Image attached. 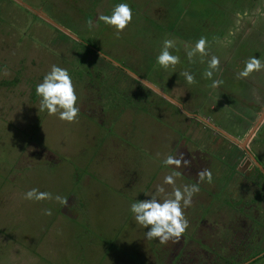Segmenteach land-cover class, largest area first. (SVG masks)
Here are the masks:
<instances>
[{
    "label": "rangeland",
    "instance_id": "374dc122",
    "mask_svg": "<svg viewBox=\"0 0 264 264\" xmlns=\"http://www.w3.org/2000/svg\"><path fill=\"white\" fill-rule=\"evenodd\" d=\"M19 1L67 34L14 0H0V264H166L177 249L192 254L198 250L202 262L195 244L215 232L203 231L209 229L204 221L199 224L201 191L185 209V233L167 244L145 238L148 229L136 223L130 206L151 197L163 201L174 188L196 183L209 149L226 147L235 154V172L251 170L247 158L242 154L236 164L239 148L195 118H183L177 106L152 89L146 91L147 102H139L143 110L126 106L118 98L123 77L106 70L92 53H100L130 78L144 79L181 104L186 114H195L241 143L264 107V71L262 78L260 72L245 79L236 76L257 49L254 56L264 61V0H242L235 8L228 0ZM119 3L130 5L133 19L117 37L113 27L97 18L111 15ZM201 37L207 40L209 56L197 53L189 62L186 45L194 47ZM166 39L174 41L170 51L181 60L174 68L156 63ZM211 55L221 62L214 75L222 81L218 88H211L212 81L203 75ZM52 65L67 69L72 77L80 109L72 123L60 120L58 113L40 111L35 88ZM185 70L196 83L186 82L181 75ZM261 124L245 148L256 149L264 160V118ZM180 153L190 162L188 167L165 166L167 156ZM174 173H179L175 184H164V177ZM248 176L258 181L252 201L261 203L264 182L257 171ZM159 186L165 191H157ZM32 188L51 193L53 199H25ZM56 196L66 198L67 204ZM45 209L51 215H45ZM232 237L236 241L226 246L229 251L249 241L237 239L236 233ZM212 259H204L205 264H226ZM250 259L238 253L230 262ZM260 260L264 264V258ZM183 263L196 264L190 257H177L171 264Z\"/></svg>",
    "mask_w": 264,
    "mask_h": 264
},
{
    "label": "clouds",
    "instance_id": "9594fccd",
    "mask_svg": "<svg viewBox=\"0 0 264 264\" xmlns=\"http://www.w3.org/2000/svg\"><path fill=\"white\" fill-rule=\"evenodd\" d=\"M132 8L127 3H119L112 9L111 15L101 14L97 20L105 25L115 29L117 37L132 22ZM88 26L93 27V21L89 20ZM190 50L186 52L189 62H193V57L198 53L202 57L209 56L207 40L201 37L195 42L194 47L186 45ZM175 43L172 39L163 41L160 54L156 57V63L162 68L175 67L181 60L178 55L173 54L172 49ZM220 59L216 55H211L207 62V70L204 77L211 80V88H218L222 83L221 80L215 79V73L219 72ZM243 68L238 69L236 76L238 79L248 78L254 72L264 71V61L255 56H250L243 61ZM188 84L196 83L195 76L185 70L181 73ZM36 95L40 97V111L47 112L48 115L59 114V119L72 123L76 121L80 109L77 106L78 97L75 91L73 80L68 70L57 65H52L48 73L42 79V82L36 85ZM165 166H175V168L188 167L189 161L184 159L183 153L179 155H169L163 161ZM179 173L170 174L164 177V184L174 185L175 176ZM197 182L191 185L176 187L169 194V198L163 201L151 197L150 199L138 200L131 204L130 211L134 214L136 223L143 228H147L145 232L146 239H158L160 244H167L170 240L178 241L185 233L189 226L188 219L185 216V209L192 206L193 197L200 191L199 184L207 181L212 183L213 174L207 167L202 168L196 173ZM157 191L164 192L163 186H159ZM27 200L44 201L53 199L49 192H41L36 188H32L24 194ZM55 199L62 205L67 204V199L56 196ZM45 215H51V210L45 209Z\"/></svg>",
    "mask_w": 264,
    "mask_h": 264
},
{
    "label": "trees",
    "instance_id": "16d2710c",
    "mask_svg": "<svg viewBox=\"0 0 264 264\" xmlns=\"http://www.w3.org/2000/svg\"><path fill=\"white\" fill-rule=\"evenodd\" d=\"M221 1L222 0H217L219 4ZM228 1H230L229 4L235 8L242 0ZM63 37L67 38L64 35ZM86 51L90 52L91 49L86 48ZM95 53H92V55L97 58L99 62L104 64L105 68H107L106 70L109 68L116 70L117 75L123 77L124 89L121 91L120 97H118L122 103L131 109L143 110L144 106L142 105L140 107L139 105L141 104H139V102L142 100L147 102L145 100L148 98V93L146 91L150 92V90L126 75L120 67L113 66L103 57L96 56L97 53ZM95 63L98 62L95 61ZM92 66L94 67V64ZM145 105H149V103H146ZM241 125L243 126L242 122L238 125L239 129L242 128ZM208 153L212 154L209 155L210 161H208L207 167L213 174V180L212 183L205 181L199 184L203 202L200 203L201 207L197 208L196 214L204 217L203 220L199 221V224L204 221V223H206V225L203 223L204 228H206L207 225L209 227V229H203V231L209 232L212 230L215 232V235H210L205 238L203 243L201 242L203 245L196 243L194 249L201 250L200 252H202L204 259L207 258V260H209L213 258L212 260H215L221 258L223 263L226 264H231V257L238 253L244 255L245 258L258 256L264 252V200L261 203L255 201L254 203L252 201L255 193L258 192V188L256 187L258 181L256 178L251 180L248 175H243L242 173H237L232 170L233 165L231 157L235 156V154H231L226 147H223L218 151L216 149L213 152L209 149ZM241 154L242 152L239 151V154L236 155L238 156L236 159L239 158ZM212 160H215L216 162H213ZM213 164L216 165L214 166ZM257 174L259 180L264 182V177L258 172ZM234 233L238 235L237 239L240 240V238L244 237L249 239V241L246 244H237L236 246L238 247V250L237 248H234L229 251L228 248L226 249V246L228 247L233 245V242L235 243L236 238L232 237ZM204 242L208 244L207 246H210V249H208L209 251L205 249L207 246ZM193 243L194 241L190 240V245ZM180 246L182 249L186 248V241ZM194 251L196 252H193L192 254L177 249L172 255L167 256L166 264L174 263L177 257L178 260H184L185 258L187 259L190 257L192 263L202 264L204 262L203 264H205L206 262L203 258L201 262L198 250ZM225 253L229 254V258L225 257ZM163 257L164 255L162 258ZM210 263L212 264V262Z\"/></svg>",
    "mask_w": 264,
    "mask_h": 264
},
{
    "label": "flooded vegetation",
    "instance_id": "af4514ba",
    "mask_svg": "<svg viewBox=\"0 0 264 264\" xmlns=\"http://www.w3.org/2000/svg\"><path fill=\"white\" fill-rule=\"evenodd\" d=\"M253 42H254V44H256V42H255V40H253ZM257 45V44H256ZM255 53H258V49H257V52L255 51L254 53H253V56H254V54ZM264 57V56H263ZM260 74V78H262L263 77V74L260 72L259 73ZM133 79V78H132ZM144 80V79H143ZM138 82V81H137ZM143 85V84H142ZM144 86V85H143ZM144 87H146V86H144ZM148 90L150 89V88H148V87H146ZM157 94V93H156ZM163 99V98H162ZM175 102V101H174ZM171 103V102H170ZM176 104H174V103H171V104H173L174 106H177V102H175ZM178 105H180V108L177 106V108H178V111H176V109H175V111L176 112H178L183 118H185V117H188V118H195V117H197L195 114L193 115V114H186L183 110H181V108H182V106H181V104H178ZM172 106V105H171ZM173 107V106H172ZM264 108V107H263ZM263 108H261L262 110L258 113V115H257V118H256V120H255V122L258 120V118H259V116H260V114L262 113V111H263ZM239 115V114H238ZM192 116H194V117H192ZM263 118H264V115H263ZM263 118H262V120H261V122L263 121ZM196 119V118H195ZM242 119V118H241ZM197 120V119H196ZM203 120V119H202ZM243 120V119H242ZM204 121V120H203ZM234 121H236V120H234ZM255 122L253 123V125L255 124ZM261 122L259 123L260 125H262L261 124ZM201 123V122H200ZM203 123V122H202ZM207 123H209V122H207ZM237 124H238V122H236ZM204 124V123H203ZM209 124H211V123H209ZM258 124V126H257V128L260 126ZM212 125V124H211ZM252 125V126H253ZM205 126L206 127H208L206 124H205ZM212 126H214V125H212ZM215 127V126H214ZM209 128V127H208ZM215 128H217V127H215ZM257 128H256V130H257ZM211 129V128H210ZM218 129V128H217ZM212 130V129H211ZM219 130V129H218ZM213 132H215V134L217 135V136H221V137H223V138H225L224 136H222L220 133H218V132H216V131H214L213 130ZM255 132V131H254ZM224 133V132H223ZM226 134V133H225ZM226 135H228V134H226ZM180 136H182V135H180ZM229 137H231L230 135H228ZM233 138V137H232ZM226 139V138H225ZM227 140V139H226ZM229 141V140H228ZM232 143V142H231ZM232 144H234V143H232ZM234 146L235 147H237V148H239L236 144H234ZM246 149V148H245ZM253 150L251 151V150H242V149H238L239 151H241L242 152V154L243 155H245V157L247 158V160H248V162H249V166H250V168H251V170H247V172H245V171H243V172H240V171H237V173H242L243 175H249L250 174V172H258V173H260L261 175H262V173L259 171V168L256 166V164H255V162L263 169V171H264V160H262L261 158H262V156L260 155V153L256 150V149H254V148H252ZM241 154V155H242ZM210 155V154H209ZM240 155V156H241ZM240 156H239V158H237L236 159V164L237 163H239V161H240ZM208 161H210L209 159H205L204 161H203V163L205 164V167H207L208 166ZM245 163V162H244ZM208 168V167H207ZM263 177V176H262ZM203 218L204 217H201L200 215H199V218H198V220L199 221H201V220H203ZM263 259L264 258V252H262L261 254H259L258 256H255V257H252L250 260H248V261H246V262H244L243 264H259V263H257V261L258 260H260V259ZM261 261V260H260ZM260 261H258V262H260ZM260 264H263V263H261L260 262Z\"/></svg>",
    "mask_w": 264,
    "mask_h": 264
},
{
    "label": "water",
    "instance_id": "95a60500",
    "mask_svg": "<svg viewBox=\"0 0 264 264\" xmlns=\"http://www.w3.org/2000/svg\"><path fill=\"white\" fill-rule=\"evenodd\" d=\"M15 2H17L18 4L22 5L23 7H25L26 9L32 11L31 9H29L25 4L21 3L19 0H14ZM33 13L35 14H38V16L40 18H42L44 21L50 23L51 25H53L55 28H58L59 30H61L63 33L67 34V32L65 30H63L61 27L59 26H56L52 21H50L49 19H47L43 14H41V12L39 11H32ZM99 56L103 57V55H101L99 53ZM105 59V58H104ZM107 60V59H105ZM108 61V60H107ZM116 66V65H114ZM119 67V66H117ZM129 74V73H128ZM131 77H133V79H136L138 82L142 83L144 86L154 90L159 96H161L162 98H164L165 100H168L169 102L171 103H174L176 104L172 99H170L168 96H166L165 94L161 93L160 91L156 90L155 88H153L152 86H150L147 82H145L144 80L142 79H138L134 76H132L131 74H129ZM177 106L180 108V105L177 104ZM263 115H264V108H263V111L262 113L260 114L258 120L255 122V124L251 127V129L249 130L246 138L241 142L239 143L236 139L232 138V137H229L228 135H226L225 133H223L222 131L218 130L217 128H215L214 126H212L211 124L207 123L206 121H203L201 118H198V117H195L199 122H203L204 124H206L209 128H211L212 130L220 133L222 136H224L227 140H229L230 142L236 144L240 149L242 150H245V143L249 140V138L252 136V134L254 133V131L256 130L258 124L261 122L262 118H263ZM256 166L259 168V171L262 173V176L264 177V171L263 169L255 162Z\"/></svg>",
    "mask_w": 264,
    "mask_h": 264
}]
</instances>
